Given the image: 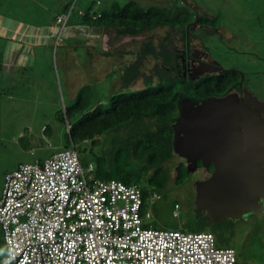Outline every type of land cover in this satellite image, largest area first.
Returning <instances> with one entry per match:
<instances>
[{
  "label": "rangeland",
  "instance_id": "obj_1",
  "mask_svg": "<svg viewBox=\"0 0 264 264\" xmlns=\"http://www.w3.org/2000/svg\"><path fill=\"white\" fill-rule=\"evenodd\" d=\"M114 1L122 5L128 2L0 0V11L24 16L40 23L52 21L65 4L75 7L68 24L62 30V39L58 40L57 37V33L61 31L58 26L52 43L48 44L46 40L38 45L33 51L34 54L27 56L26 64H11L0 69V196L6 173L14 170L19 163L33 162L67 147L68 128L64 121L59 119V115L60 112H65L66 106L80 101L78 97L82 92L86 93L88 90V94L94 95L90 100L94 104H108L109 96L113 93L133 91L145 85L142 76L134 83L126 85L120 72L124 63L135 58L143 40L151 39L157 44L159 36L171 40L175 38L174 44L176 42L177 46H182L180 32L170 26H158L153 33L137 35L122 34L108 28L110 32H106L103 38L101 35H92L94 39L90 42L82 38L81 43H76L75 38H70V32H75V26L80 20L79 8L86 10L94 6L100 10L105 5L111 6ZM138 1L145 7H181L191 3L190 9L195 16L199 13L200 22L206 27H215L211 30L197 25L193 37L200 41L209 57L223 67L240 72L242 86L264 102V0ZM99 2L103 3L102 6ZM11 4L13 6H10ZM89 30L87 26L82 27L83 32H79V37L89 34ZM0 43V49H3V42ZM90 47L92 50L101 51L99 55L94 52L93 62L89 58ZM75 52L79 54L77 57ZM107 52L110 55L104 56ZM113 58L118 63V69L110 74V78L97 80L96 69L102 70L103 76L111 61H114ZM159 63L160 60L149 55L141 69L145 73H154L155 66ZM83 66L86 69V79L81 76ZM79 146L89 149L93 145L87 141L85 145ZM93 147L96 150L97 147ZM178 161L179 158H174L169 163L171 176L166 187L144 200L143 208L151 212V217L147 219L149 224L153 227L190 232H213L218 247L236 250V264H264V214L254 212L237 219L225 217L214 220L205 210L197 212L198 180L194 177L200 173L176 184L175 165ZM204 177L206 174L203 171L199 180ZM5 253L6 242L0 225V261Z\"/></svg>",
  "mask_w": 264,
  "mask_h": 264
},
{
  "label": "built area",
  "instance_id": "obj_2",
  "mask_svg": "<svg viewBox=\"0 0 264 264\" xmlns=\"http://www.w3.org/2000/svg\"><path fill=\"white\" fill-rule=\"evenodd\" d=\"M73 8L57 16L58 40ZM94 169L72 146L6 173L0 264H236V250L218 247L213 232L150 225L142 188Z\"/></svg>",
  "mask_w": 264,
  "mask_h": 264
},
{
  "label": "trees",
  "instance_id": "obj_3",
  "mask_svg": "<svg viewBox=\"0 0 264 264\" xmlns=\"http://www.w3.org/2000/svg\"><path fill=\"white\" fill-rule=\"evenodd\" d=\"M70 8V4L63 6L53 19L56 21L59 14ZM94 9L90 6L83 14L79 13V23L93 29L112 28L128 35L153 33L158 26L185 29L194 16L185 4L181 7H145L138 0H128L123 5L114 1L111 6L101 7L100 11ZM97 13H100L99 17H95ZM166 41L157 44L151 39L142 41L135 58L121 68V79L126 85L142 76L143 87L113 93L108 104L92 103L90 100L94 95L88 94L87 90L78 97L80 101L66 106L65 112L59 115L68 128L67 147L78 149L83 164L94 163L93 175L105 180L115 178L136 183L142 188L144 200L166 187L171 176L169 163L174 158H179L175 165L176 184L197 173L200 175L194 178L199 181L202 171L189 170L186 158L174 150V124L180 117L182 101L190 98L198 103L213 95H225L239 78L235 71L227 75H207L197 81L175 75L172 66L176 53ZM149 55L160 60L154 73H145L141 69ZM2 58L0 50L1 63ZM87 141L97 147L96 150L93 146L89 149L79 146ZM198 167L203 168L200 159ZM213 170L211 165L209 172Z\"/></svg>",
  "mask_w": 264,
  "mask_h": 264
},
{
  "label": "water",
  "instance_id": "obj_4",
  "mask_svg": "<svg viewBox=\"0 0 264 264\" xmlns=\"http://www.w3.org/2000/svg\"><path fill=\"white\" fill-rule=\"evenodd\" d=\"M247 99L237 94L197 104L185 99L174 124V150L186 158L188 169L195 171L198 159L214 166L211 176L196 184L197 212L205 210L214 220L240 218L264 195V107L256 97Z\"/></svg>",
  "mask_w": 264,
  "mask_h": 264
},
{
  "label": "crops",
  "instance_id": "obj_5",
  "mask_svg": "<svg viewBox=\"0 0 264 264\" xmlns=\"http://www.w3.org/2000/svg\"><path fill=\"white\" fill-rule=\"evenodd\" d=\"M8 3H10V1ZM99 3H101L102 6L103 3L102 2ZM66 5L67 4H65L64 6ZM10 6L13 5L11 4ZM94 10H96V8ZM11 14L12 13H6L4 11H0V42H3L4 44L1 45L3 46L2 47L3 49H0L3 52L2 63L0 62V69H4V67L10 66L11 64H14V66H17L20 63H23V65L26 64L27 63L26 60L28 58L27 56L29 57L32 56L34 54L33 51H35L38 45L43 44L46 40L48 41V44L52 43L55 37L54 36L55 29L58 28V25L56 24L55 20L53 21V19L52 21H48L46 23H40V21L34 19L24 18V16H18L14 14L11 15ZM84 26L90 28L89 30L90 32L89 34H85L84 36L79 37V32L80 33L83 32L82 27ZM106 32H110L108 28L93 29L88 25L80 24L78 21L77 25L75 26V32L74 33L70 32L69 35L70 38H75L76 43L77 42L81 43L82 38H86L87 39L86 42H90L91 39H94L92 35H96V36L101 35V38H103L102 36H105ZM94 52H97L99 55L101 51H97V49L92 50V48L90 47L89 58L91 59V62H93L92 57L94 55ZM74 55L77 57L79 54L78 52H75ZM106 55L109 56L110 54L107 52L104 56ZM117 64L118 63L116 62V59H114V61L112 60L111 64L106 69V72L103 76H101V73L104 72L102 70L96 69L95 71L96 79L102 81L105 78H110V74L114 73L116 69H118ZM85 71L86 69H84L83 73L81 74V76H83V79H86Z\"/></svg>",
  "mask_w": 264,
  "mask_h": 264
},
{
  "label": "flooded vegetation",
  "instance_id": "obj_6",
  "mask_svg": "<svg viewBox=\"0 0 264 264\" xmlns=\"http://www.w3.org/2000/svg\"><path fill=\"white\" fill-rule=\"evenodd\" d=\"M189 5H192V4L190 3V4H188V6ZM199 20H200V16H199V13H197L196 16L194 15L193 19L188 22L185 29H182V28L176 29L180 32L179 37L181 38V41H182L181 47L177 46L176 42L174 44L175 38L173 40L167 39V41H166L170 46L173 47V49L175 50V53H176L175 54L176 55L175 64L172 66L173 73L175 75H180L184 78L190 79V81L191 80L197 81V80H199V79H201L207 75H211V74L227 75L228 72H232V71L237 72L236 70H232V69L223 67L222 65H220L218 63V61L209 57L210 55L208 54L207 50L203 47V45H201L200 41L196 37H193L194 31L198 28V27H196L197 25L198 26L201 25V27H206V26H204L205 24L200 23ZM206 28L212 30L215 27L213 25H208ZM151 37H152V35H151ZM162 40H164V38H161L159 36L158 41L160 42ZM237 73L239 76L238 80L236 82H234L232 84V87L230 89H227L226 94L222 95V96H226L228 94H237L238 97L240 99H243L244 101L247 98L250 99L251 97H255L244 86H242V82L240 80V78L242 77V74L240 72H237ZM213 96H217V95H213ZM218 97H220V96H218ZM185 99H188L189 101L195 102L194 100H191L190 98H184L183 101ZM183 101H182V103H183ZM261 102H262V105L264 107V102L263 101H261ZM198 103H200V102H198ZM188 109H189V106L187 104H185L184 111L186 112V111H188ZM261 113H262V116H264V109L261 110ZM198 160H197V164H198ZM202 165H203V163H202ZM210 166L211 165H209V167H205L203 165V168H199L197 165V169L195 170V172L196 171H198V172L204 171L206 174V177H204V179H206L207 177H210L214 171L213 170V171L209 172ZM263 166H264V164H263ZM204 179H201V180H204ZM255 207H256L255 210H250L247 214H252L254 212H260V213L264 214V195H261V197L258 199L257 206H255ZM247 214H245V215H247Z\"/></svg>",
  "mask_w": 264,
  "mask_h": 264
},
{
  "label": "bare ground",
  "instance_id": "obj_7",
  "mask_svg": "<svg viewBox=\"0 0 264 264\" xmlns=\"http://www.w3.org/2000/svg\"><path fill=\"white\" fill-rule=\"evenodd\" d=\"M185 112V111H184Z\"/></svg>",
  "mask_w": 264,
  "mask_h": 264
}]
</instances>
